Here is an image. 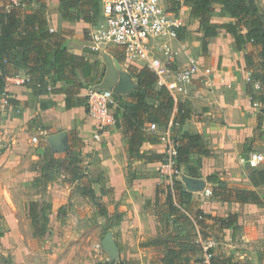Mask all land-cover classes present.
<instances>
[{"label":"crops","instance_id":"1","mask_svg":"<svg viewBox=\"0 0 264 264\" xmlns=\"http://www.w3.org/2000/svg\"><path fill=\"white\" fill-rule=\"evenodd\" d=\"M254 1L264 13V0ZM179 5L178 16L181 25L178 29L181 38L176 37L170 43L177 51V65L182 67L187 63L188 57H193L199 65V72L188 86L187 92L178 95L174 101V106L169 112L166 123L157 125V128L152 131L148 130V123L145 124L148 133L157 137V140L155 142H143L136 153H128L126 138L122 128L116 126V122L100 132L96 118L89 114L85 105L67 109L65 107V94L63 93L33 96L30 88L17 85L11 80L10 77L15 75H7L8 80H6L4 92L7 99H13L17 103L10 104L7 102L5 105H8L7 107L18 105L22 111L17 115H12L13 112L7 114L8 110L6 109L8 108L3 110L5 105L1 98L0 135L6 136L2 131L6 127L3 125L6 116L11 118L8 123L14 126L9 130L5 129L9 132L7 139L9 146L0 155V168L2 167L0 169V222L4 223L6 228L9 226L13 228L15 225L17 206L12 192L17 191L21 176L19 170L16 169L20 156L14 153L18 142L23 146L26 144L25 138H28V134H37L31 135L30 140L32 141V138L36 137V141L32 142L37 144L39 137L40 141H43L40 148L38 147V152H40L39 149H45V146L55 149L57 145L65 143L63 136H66L68 131L74 130L81 141L80 147L83 153L91 152L96 157L89 169L93 170V174L100 172L101 177L97 175L95 179L91 180L94 181L91 185L95 196L106 207L107 215L111 216L113 212H117L121 216L116 226L127 233V240L138 243L145 236L153 235L157 224L156 204L166 201L169 190L168 181L160 172L163 144L159 140V135L173 121L177 122L173 125V131L178 145L186 142L183 133L188 132L189 134H199L210 149V153L206 155L192 153L187 163H181V177L178 180L185 189L189 182L201 181L202 186L194 190L205 191L206 194L202 195L200 200L203 202L200 204V208L206 214L223 215L222 211H225V208L232 209L231 212L235 213L237 208L234 206H263L255 203L221 201L214 198L211 193L212 189L216 187L248 189L257 192L261 187H264L252 185L248 177V165L245 162L252 152H261L257 151L256 148L260 147L261 144L264 145V142L261 143L264 140V135L260 134L258 128L259 118L262 123L259 114L261 107L259 106L263 102L258 99L260 102L255 101L256 99L252 100L246 91V86L251 83L252 89L256 93L263 94V92L258 91L262 88L261 85L257 88L253 87V83L257 81L251 78L250 70L246 68L244 61V54L250 52L249 50L256 52V49L249 43H242L241 48L238 49L233 34L219 28L215 36L207 39L206 51H203L201 45L203 34L199 28V20L190 16L189 2L181 0ZM57 13L56 15L59 16ZM210 18L212 22L218 24L235 22V19L224 10L223 5L219 2L212 3ZM189 20H192L191 25ZM83 24L87 29L89 24L85 22ZM72 27L73 22L63 18L59 20V24H50L55 36L60 38L62 47L67 51L85 55L91 60H99L95 55L100 56L101 54L93 53L90 50L84 51L81 45L78 47V45H74L75 43L70 42L68 37L63 39L58 35L61 30L68 31V28ZM82 31V28H77L72 39L74 38L77 42L85 41L81 37ZM188 32L192 41L191 46H188L189 42L186 40ZM179 43L181 49L176 46ZM105 52L104 57L105 55L114 57L113 53L123 57L115 47H110ZM184 52H188L189 56ZM120 66L121 62L111 61L110 70L106 72V75L113 78L117 74L118 79L119 73L122 72L118 69ZM136 67L140 68V66ZM17 72L18 75H24L21 69ZM112 81L117 82L115 78ZM63 85V82H57L54 86L62 87ZM85 90L86 88L82 89L81 93L84 94ZM42 100H52L55 104L42 109L40 107ZM128 102H131V99ZM177 103H180L187 111V116L182 123L176 120ZM114 109L115 106L112 110L114 111ZM34 114L38 120L33 127H30L29 120ZM262 127H264L263 124ZM34 129H38V131L34 132ZM98 131L99 136L95 137V133ZM10 132L13 133L10 134ZM10 139L11 142L9 143ZM261 153L264 154V152ZM34 157H38L37 153ZM23 159L26 160L24 157ZM27 162L30 161L26 160L25 163ZM84 173V177H86L88 171L85 170ZM241 219L239 215L238 226L242 224ZM223 229L230 230L229 251L238 257L240 245H238L239 242L236 238L232 240L234 230L232 231L231 228ZM248 241L249 239L246 238L245 242ZM260 248L261 253L251 257L254 264H264V245ZM70 259L71 257H68L67 261Z\"/></svg>","mask_w":264,"mask_h":264},{"label":"rangeland","instance_id":"2","mask_svg":"<svg viewBox=\"0 0 264 264\" xmlns=\"http://www.w3.org/2000/svg\"><path fill=\"white\" fill-rule=\"evenodd\" d=\"M16 1L27 10L42 9L47 19L50 20H48L49 26L50 24H59L61 18L56 15L59 11L58 0ZM161 2L165 8L171 7L168 0ZM10 3L11 0H0L1 6L9 7ZM68 20L73 22V27L68 28V31L61 30L58 35L63 39L68 37L70 42L75 43L74 45H78V47L81 45L84 51L89 50L86 41L77 42L74 38L72 39L77 28H82L81 37L87 38L84 21L81 19ZM189 22L191 25L192 20ZM190 39L188 32L186 35V40L189 42L188 46H191L192 41ZM176 46L181 49L180 43ZM249 51L256 59L255 51ZM100 54V56H95L100 61L101 69L95 80L88 84L84 94L88 89L113 88L115 81L113 82L112 79L115 78L117 81V74L112 78L108 77L106 72L110 70L107 66L108 61L111 63L114 60L121 62L118 69L125 71L130 77L132 90L135 86V77L130 69L131 64L115 53L112 54L114 57H104L105 53ZM185 54L189 56L188 52ZM12 68L13 66L10 64L8 69L11 71ZM257 68L256 66L255 69ZM258 91L263 92L264 95V87ZM128 92L117 93L116 99L113 100V106L116 107L128 102L130 99L127 96ZM7 106L3 107V110L8 108L6 109L8 110L7 114L13 112L12 115H17L22 111L18 105ZM85 106L87 109L86 104ZM259 107H261L259 114L264 125V103H261ZM10 119L7 116L5 118L3 125L6 126V130L14 127L8 123ZM37 120L36 115H32L29 120L30 127H33ZM5 129L2 131L6 136L0 135V144L3 146L0 155L9 146L7 143L9 132ZM36 131L38 129H34V132ZM70 132L68 131L66 136H63L65 142L63 145H57L55 149L45 146V149H39L40 152H38V147L40 148L43 141H40L38 136L37 144L30 140L31 135L37 134H28V138H25L26 144L23 146L18 142L14 153L20 156L17 164L16 162L15 164L21 176L17 191L12 192L17 206L15 225L13 228L10 226L6 228L4 223L0 222V264H110L113 261L122 264H170V257H174L173 262L185 257L204 259L205 251L208 250L205 243L207 238L215 239L216 244L212 247L213 253L230 252L231 233L230 230H225L222 227L229 219L228 215L232 214V209L225 208V211H222L223 215L206 214L200 208V204L203 203L200 200L202 195L206 194L205 191L186 190L187 193L180 195L174 189L173 196L178 211L171 215L166 201L157 202L155 233L151 236H145L138 243L127 240V233L116 226L121 217L117 212H113L111 216L101 215L96 205L97 200L99 201L98 197L97 200H93L88 196L79 194L81 185H89L91 180L95 179L97 175L99 177L101 175L100 172L93 174V170L89 169L90 164L96 159L95 155L91 152L83 153L80 147L81 143L77 145L78 142L74 141ZM12 133L10 132V134ZM263 142L264 140L261 141V143ZM72 144L76 147L69 151ZM256 150L264 152V145L261 144ZM36 153L37 158L34 157ZM23 157L30 162L25 163L26 160ZM77 159L80 161L77 165L82 166V171L86 170L88 174L82 179L71 181V176L66 168L68 169L67 165L71 161ZM258 167H264V161ZM250 169L252 168L248 166V171ZM258 192L264 193V187H261ZM234 208H237V212H235L237 220L239 215L242 218L241 226L237 225L234 228L232 239L236 238L239 242L238 245H240L238 258L241 263L254 264L252 255L254 257L261 253L260 247L264 245V206H234ZM198 218H205L207 223L211 225L208 228L209 236H204L199 232L196 225ZM108 231L112 232L117 245L115 255H112L110 250L104 249L101 244ZM246 238L249 239L248 242H245ZM180 248L182 255L176 257L175 254L180 251ZM68 257H71L69 262L67 261Z\"/></svg>","mask_w":264,"mask_h":264},{"label":"trees","instance_id":"3","mask_svg":"<svg viewBox=\"0 0 264 264\" xmlns=\"http://www.w3.org/2000/svg\"><path fill=\"white\" fill-rule=\"evenodd\" d=\"M170 11L178 14L181 0H168ZM190 4V16L199 20V28L203 34L201 42L202 50L206 51L207 39L215 36L219 28L225 29L233 34L236 46L241 48L242 43H249L256 49V59L252 53L244 54L246 68L250 70L251 78L264 87V13L258 8L254 0H184ZM59 16L63 19H81L87 24L93 23L101 17V7L99 0H58ZM219 2L223 5L234 23L218 24L211 21L210 12L212 3ZM244 30V31H242ZM177 37L181 38L179 29ZM257 60V61H255ZM13 68L8 69L9 65ZM99 60H91L85 55L67 51L62 47L60 38H57L50 30L48 19L42 9L27 10L22 4L10 5L8 8L0 5V100L4 94V87L7 75H18L21 69L28 80L24 86L32 90L33 96L48 93L65 94V107L67 109L86 104L87 96L81 93L99 73L101 69ZM258 67L255 69V67ZM131 72L135 77V86L127 93L131 102L118 105L114 109L115 122L117 127H121L125 136L126 149L129 154L138 152L143 142H155L157 137L150 135L145 128L146 123H156L163 125L168 121L170 110L174 106V100L163 86L156 85L155 74L145 67L131 65ZM11 73H10V72ZM63 82L62 87H55V83ZM52 85L51 87H49ZM247 93L253 99H258L264 103V95L258 94L252 89L251 83L246 86ZM114 98L117 93H113ZM10 104H16L13 99H7ZM55 103L52 100H42L40 107L49 108ZM119 114V115H118ZM187 116L186 109L177 103L176 120L180 123ZM258 128L261 135H264L259 118ZM74 141L81 143L76 132H70ZM152 136V137H151ZM186 142L178 145V163H187L192 153L206 155L210 149L202 140L199 134L183 133ZM81 145V144H80ZM70 146V150L75 148ZM68 151V152H69ZM76 162V163H75ZM80 161H71L67 165V172L71 176V181H76L85 176L82 166L77 165ZM72 163V164H71ZM248 177L254 187L264 186V167H251ZM209 178V177H208ZM80 186L79 194L97 200L92 183ZM175 191L183 195L187 193L183 185L176 181ZM212 196L221 201H234L238 203H255L264 206V194L261 195L255 190L236 189L226 187L213 188ZM166 204L170 214L178 211L175 207L173 194L170 187L166 197ZM96 205L101 215H107L104 204L97 200ZM226 223L222 228H231L232 231L237 226V215H228ZM196 225L204 236H209V223L204 219H196ZM175 255H182L179 249ZM212 253L208 264H245L241 263L235 253H213L212 248L208 249ZM174 257H170V264H205L202 258L185 257L173 262ZM106 264V263H105ZM122 264V263H110Z\"/></svg>","mask_w":264,"mask_h":264},{"label":"built area","instance_id":"4","mask_svg":"<svg viewBox=\"0 0 264 264\" xmlns=\"http://www.w3.org/2000/svg\"><path fill=\"white\" fill-rule=\"evenodd\" d=\"M101 17L90 23L86 29L87 48L93 53H106L110 47L117 48L125 61L134 66L145 67L155 74L156 85L167 89L176 101L178 95L187 92L188 86L198 75L199 65L193 57H188L184 66L176 63L177 51L170 41L176 39L177 30L181 25L178 14L162 5V0H99ZM20 4L11 0L10 5ZM8 8V7H6ZM52 31V28H50ZM108 54V53H107ZM17 85H24L28 78L23 75L10 77ZM6 80L8 78L6 77ZM253 87H259L257 82ZM114 91L106 87L101 90L88 89L87 110L96 118L99 131L115 123L113 108ZM3 104L7 96H2ZM170 122L159 135L163 144L160 161V172L168 181L170 192L174 194V184L180 180L181 167L178 163V141ZM148 130L157 128L156 123H148ZM99 131L95 137L99 136ZM36 141V137L32 138ZM2 145L0 144V152ZM264 161V154L252 152L245 160L249 167H257ZM201 217V215H200ZM205 243L212 248L216 243L207 238ZM212 253L205 251L204 263L208 264Z\"/></svg>","mask_w":264,"mask_h":264},{"label":"water","instance_id":"5","mask_svg":"<svg viewBox=\"0 0 264 264\" xmlns=\"http://www.w3.org/2000/svg\"><path fill=\"white\" fill-rule=\"evenodd\" d=\"M108 55H105L107 57ZM108 67L110 68V63L108 61ZM112 75V74H111ZM132 88V83L130 80V77L127 75L125 71H122L119 73L117 82H115V85L113 86L112 90L116 93H126L130 91ZM192 183V184H191ZM202 186V183L200 180H197L195 182H189L187 185V190H194ZM101 244L104 249L110 250L112 255H115L117 253V245L113 240L112 232L108 231L105 236L103 237Z\"/></svg>","mask_w":264,"mask_h":264}]
</instances>
